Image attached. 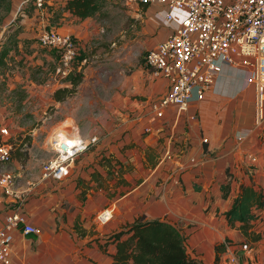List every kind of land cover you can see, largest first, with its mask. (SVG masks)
<instances>
[{
	"label": "crops",
	"instance_id": "1",
	"mask_svg": "<svg viewBox=\"0 0 264 264\" xmlns=\"http://www.w3.org/2000/svg\"><path fill=\"white\" fill-rule=\"evenodd\" d=\"M140 6L150 14L142 30L151 47L168 35L169 28L163 24L161 6ZM33 17L25 15L21 21ZM75 18L58 28L83 41L91 36L94 22L90 17ZM22 28L20 40L33 35ZM145 66L126 74L107 100L94 99L101 114L81 132L96 134L99 140L75 158L63 178L41 179L40 168H20L15 157L2 165L27 188L20 208L29 223L41 228L40 234L14 231L11 264H110L115 246L103 238L117 230V223L141 214L179 227L191 255L203 264H214L215 245L228 237L230 246L220 253L218 264H231L227 257L243 245L225 211L241 183L253 181L264 190V119L255 124L253 86L245 81V72L224 64L202 99L191 100L184 110L168 106L162 117L154 118L149 104L166 92L167 80ZM227 175L231 186L223 197L221 185ZM27 179L34 184L29 186ZM112 205L117 207L116 219L92 227L89 216ZM14 206L2 198L0 217ZM107 212L113 215L114 208ZM34 240L37 247H24ZM245 250L249 253L252 246Z\"/></svg>",
	"mask_w": 264,
	"mask_h": 264
},
{
	"label": "built area",
	"instance_id": "2",
	"mask_svg": "<svg viewBox=\"0 0 264 264\" xmlns=\"http://www.w3.org/2000/svg\"><path fill=\"white\" fill-rule=\"evenodd\" d=\"M129 5L161 6L163 24L168 35L149 47L144 63L155 76L167 80V90L150 102L154 118L164 115L168 106L180 110L193 99H202L211 89L223 65L245 72V81L253 86L254 121L259 125L264 119V0H124ZM41 6L42 0H35ZM39 41L44 46L59 51L56 71L66 76L73 69L78 46L70 31L43 30ZM150 130V127H145ZM241 137V136H239ZM11 135L5 124H0V201L8 199L15 206L0 217V264L12 263L14 231L40 234L41 228L29 223L20 206L27 188L18 185L13 171L2 165L12 160ZM96 134H83L74 123L64 122L46 136L51 156L42 162L40 178H63L75 158L95 145ZM207 141V138H203ZM191 162H196L194 158ZM32 186L33 179H27ZM112 216L107 208L98 211L96 218L106 222ZM243 248L248 246L242 244ZM226 244V249L229 248ZM231 264H238L234 253Z\"/></svg>",
	"mask_w": 264,
	"mask_h": 264
},
{
	"label": "rangeland",
	"instance_id": "3",
	"mask_svg": "<svg viewBox=\"0 0 264 264\" xmlns=\"http://www.w3.org/2000/svg\"><path fill=\"white\" fill-rule=\"evenodd\" d=\"M65 2L47 0L52 5L50 7L38 6L35 0H14L13 11L8 13L0 26L1 45L7 34L17 24H21L25 15L34 16L21 25L33 35L29 40L20 41L18 47L11 50L7 66L3 71L2 68L0 70V124H5L11 137H14L16 144L12 158L15 157L20 168L36 171L41 167L42 162L52 154L46 145V136L52 129L62 125L63 121L75 123L79 119V130H89L92 117L101 114L94 99L107 100L111 89L126 74L141 65L145 66L143 57L149 46L146 45L147 34L142 29L150 22L149 12L147 14L140 5L126 4L124 0H105L103 7L90 17L94 22L91 36L76 41L77 55L80 54L76 58V70L82 72V80L73 93L62 100H55L54 89L69 85V82L56 71L59 63L56 50L42 45L39 35L49 28L59 30V26L74 18L71 13L58 10ZM18 7L23 8L20 10ZM56 10L61 12L60 17L56 16ZM16 147L20 156L16 155ZM104 208H114L112 217L104 223L98 221L96 214L103 208L98 209L89 216L92 227L97 225L101 228L115 218V205ZM256 211L260 216L252 222V233L259 235L257 240H251L249 235H244L236 228L239 244L246 242L248 247L252 246L249 253L243 247L233 250L238 264H264V211ZM127 223H117V229ZM72 227L75 232H79L75 225ZM227 239L225 237L220 242ZM37 246L38 242L34 240L31 243L28 241L24 247ZM186 246L191 253L187 238Z\"/></svg>",
	"mask_w": 264,
	"mask_h": 264
},
{
	"label": "trees",
	"instance_id": "4",
	"mask_svg": "<svg viewBox=\"0 0 264 264\" xmlns=\"http://www.w3.org/2000/svg\"><path fill=\"white\" fill-rule=\"evenodd\" d=\"M13 2V0H0V26L8 13L13 11ZM104 3L105 0H66L58 10L67 11L83 19L92 17ZM44 5L52 7L47 0H42L41 6ZM20 8L22 10L23 7ZM58 10H56V16L60 17L61 12ZM21 25L17 24L0 45V70L2 68V71L8 64L7 58L11 56V50L17 48L20 41L29 40L28 38L20 40L18 37L22 29ZM74 38L77 41L75 36ZM55 50L59 58V51ZM76 58L73 61V69L64 77L69 85H61L54 89L55 100H62L73 93L82 80V72L76 70ZM10 141L13 146V156L16 144L14 137H11ZM16 150V155L20 156L18 147ZM121 171L122 168H119V172ZM228 176L221 185L223 197H226L230 191L231 178ZM256 210H264V190L256 187L253 181L241 183L231 206L225 211V217L229 226L238 228L244 235H249L251 240H257L259 235L252 233V222L260 216ZM106 239L115 246L110 264H203L202 260L188 252L186 236L179 227L165 219L146 218L145 214H141L109 234ZM226 244H230V239L215 245V264H218L220 253L226 250Z\"/></svg>",
	"mask_w": 264,
	"mask_h": 264
}]
</instances>
